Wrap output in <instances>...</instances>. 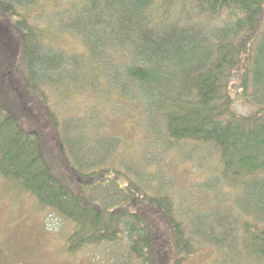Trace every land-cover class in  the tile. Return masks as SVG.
I'll use <instances>...</instances> for the list:
<instances>
[{
	"label": "trees",
	"instance_id": "trees-1",
	"mask_svg": "<svg viewBox=\"0 0 264 264\" xmlns=\"http://www.w3.org/2000/svg\"><path fill=\"white\" fill-rule=\"evenodd\" d=\"M171 2L180 6L177 17L168 6ZM42 3L45 0H0V10L12 16L20 36L16 52L25 66L22 79L16 81L26 94L41 92L40 102L57 130L61 153L81 181L91 184L89 191L104 185V175L114 178V183L125 178L131 185L121 182L117 192H106L100 198L104 203L99 204L91 192L82 193L58 177L43 153L39 131H30L16 119L2 78L0 175L19 183L42 208H51L72 222L69 251L125 241L121 264H167L169 254V264H183L207 246L225 253L218 264H264V0H69L56 5L60 13L73 11L57 32L80 36L84 55L53 50L57 33H50L42 22ZM7 29L0 25L2 34ZM89 61L96 66L87 72ZM75 63L80 65L77 69L72 66ZM77 71L81 82L74 80ZM91 71L94 85L89 80ZM64 78L82 87L87 79L96 94L99 82L109 80L110 92L113 89L118 97L144 107L145 130L158 145L165 144L166 152L184 143L211 147L217 183L224 180L232 191L237 185L239 190L250 186L261 211L244 210L237 217L221 212L217 228L208 231L205 221L210 220V211L189 215V208L180 210L167 191L170 177L156 173L152 192L148 186L141 189L126 165L115 166L122 160L119 155L110 161L117 143H111L109 136L106 148L91 152L86 142L75 140L69 123L59 121L52 112L44 89L64 92L60 88ZM233 80H239L234 96L230 93ZM236 95L241 97L235 99ZM238 102L247 112L237 114ZM155 162L161 163L158 158ZM132 174L140 178L139 170ZM94 178L100 183L92 184ZM209 184H204L208 190ZM133 186L141 192L150 218L157 216L166 223L167 232L159 235L160 240L144 213L147 208L135 202L138 194H133ZM114 194L120 198L111 207L107 200Z\"/></svg>",
	"mask_w": 264,
	"mask_h": 264
},
{
	"label": "rangeland",
	"instance_id": "rangeland-1",
	"mask_svg": "<svg viewBox=\"0 0 264 264\" xmlns=\"http://www.w3.org/2000/svg\"><path fill=\"white\" fill-rule=\"evenodd\" d=\"M67 1L69 0H45V3H42L44 7L41 10V20L49 28L50 33H57L53 38L55 46L53 50L84 55L86 49L80 36L70 31L60 34L57 32L63 30L61 27L65 24L67 17L73 14V11L67 14L60 13L55 10V6L63 2L67 3ZM168 6L173 17H177L180 6L175 2H171ZM185 6L191 7L190 5ZM15 23L11 15L0 10V25L8 27L11 31L9 32L7 29L5 34L0 31V78H2L1 84L3 92L7 95L6 98L8 95L11 98L9 101L13 106L15 117L22 126L30 131L33 130L35 133H37L36 130L39 131L43 153L58 177L82 193L89 194L91 192L95 198L94 201L103 204L104 202H101L100 198L105 196L106 192H117L118 184L120 185L122 182V186H127L131 185V182L122 178L114 183V178L104 175L105 178L101 181L104 185L98 190L89 191L88 187L91 184L81 181L68 164L62 155V145L57 130L49 120V114L44 108L46 106L40 102L41 92L35 91L34 94H29L30 91H28L26 94L22 84L16 81V78L22 79L25 64L20 52H16L20 36H17L14 30ZM4 35H8L10 38L6 39ZM5 59L12 62H5ZM72 66L77 69L80 65L75 63ZM94 66L96 65L89 61L86 66L87 72ZM77 72L78 75L74 80L81 82V72ZM93 76L94 72L91 71L89 80L92 85L95 83ZM70 80L69 78L61 80V84L65 83L60 86L64 92L44 89L48 97V106L51 110L53 109L52 112H55L59 121L69 123L68 128L73 129L70 133L75 140L81 143L86 142L91 152L99 148L98 153H100V148H106L105 137L107 136L110 137L111 143L114 145L117 143L114 150L110 151V161L113 162L119 155L122 160L116 161L115 166L126 165L128 167L126 171L134 179L140 181L141 189L148 186L149 191L152 192L156 184V178H154L156 173L170 177L175 185L172 186L173 181L168 179L171 189H167V191H170L172 195L170 196L180 210L189 208V215L194 211L199 213L210 211L208 212L210 220L205 221L208 231L217 228L218 217L223 215L219 214L221 212H227L237 217L241 214L240 211L254 212L260 208L256 207L254 191L249 189L250 186L247 187V190H239L237 185L232 191L225 186L224 180L217 179V183V177L214 176L217 175V172H214L216 155L211 147L184 143L182 146L168 147V152H166L165 144L158 145L156 139L145 130L146 113L141 104L118 97L113 89L110 92L109 80L102 79L99 82L97 94L93 86L87 84V79H85L83 87L81 84L70 82ZM237 83L239 80L236 82L233 80L230 84V93L233 96L238 88ZM240 97V95H236L235 99ZM18 99L25 105L24 109L20 106ZM234 109L237 114H243L248 110L242 102L236 103ZM99 138L101 139L97 141ZM118 144H121V147L117 151ZM185 145L189 146L184 148ZM156 158L161 163L157 164ZM124 166L119 167L124 168ZM109 170L114 169L110 167ZM138 170L140 178L136 177V174H132ZM93 180L92 184L100 183V179L94 178ZM208 183H210L208 185L210 190L204 186ZM132 189L133 194H138L135 202L142 209L147 208L144 213L150 218V209L140 199L141 192L135 186ZM114 195L111 197L112 199L107 200L111 207L120 198L116 194ZM121 199L125 200L126 198ZM226 208L230 210H226ZM250 218L252 219V217ZM150 220L154 225L156 238L160 240L159 235L163 236L167 232L166 223L157 216ZM72 226L71 221L51 208H42L36 198L25 191L19 183L9 181L0 175V264H121L124 261L127 248L125 241L116 244L106 242L99 245H85L78 250L69 251L67 235L72 230ZM219 229L223 228L219 226ZM167 247L170 249V245L166 244L165 248ZM219 252L203 246L201 250L189 255L183 264H218L223 259L222 253L226 256L224 252ZM177 256L175 255V257ZM168 257L167 264L172 260V254H169Z\"/></svg>",
	"mask_w": 264,
	"mask_h": 264
}]
</instances>
